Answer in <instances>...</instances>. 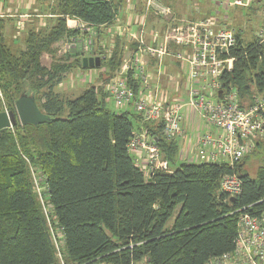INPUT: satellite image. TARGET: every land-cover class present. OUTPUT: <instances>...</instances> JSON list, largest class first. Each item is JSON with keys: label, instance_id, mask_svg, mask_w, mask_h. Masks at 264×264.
<instances>
[{"label": "trees", "instance_id": "trees-1", "mask_svg": "<svg viewBox=\"0 0 264 264\" xmlns=\"http://www.w3.org/2000/svg\"><path fill=\"white\" fill-rule=\"evenodd\" d=\"M120 3L55 0L50 27L30 31L19 52L6 44L0 18V113L15 111L25 93L49 118L0 132V264H61L52 231L63 234L65 264H204L234 249L241 209L263 206L256 203L264 198V140L255 142L261 153L256 177L243 171L245 162L188 163L179 141L162 135L161 122L144 124L131 110L107 108L103 85L75 98L55 92L68 71L89 69L80 54L56 58L53 45L78 34L67 24L81 19L100 34L114 23ZM236 36L234 65L220 81L236 86L241 107L249 108L264 96L263 51L257 39L245 43L240 32ZM120 45L100 67L107 69L102 82L123 61ZM44 54L53 58L49 68L41 64ZM133 74L129 85L138 94L141 83ZM142 131L154 138L172 173L148 175L136 164L129 144ZM226 174L242 181L234 200L220 192Z\"/></svg>", "mask_w": 264, "mask_h": 264}, {"label": "built area", "instance_id": "built-area-1", "mask_svg": "<svg viewBox=\"0 0 264 264\" xmlns=\"http://www.w3.org/2000/svg\"><path fill=\"white\" fill-rule=\"evenodd\" d=\"M103 1L118 3L117 0ZM253 1L234 0L231 4L245 7ZM152 8L163 15L170 13V9L157 4V0H146L145 15ZM20 17L28 18L29 15ZM67 25L77 31L82 38L83 54L92 55L94 53L92 43L96 41V26L83 20H75ZM180 25L168 30L161 46H149L145 42L143 31L136 35L137 47L132 58L139 66L133 74L141 83L138 98L129 85L128 69L112 79L106 86V93L112 98L117 110L124 112L132 108L144 124L161 122L162 135L167 140H182L180 143L182 161L194 164L227 162L233 167L254 151L255 142L264 139V96H258L255 103L244 110L240 107L239 96L235 91H231V88L223 97L216 95L223 86L220 77L224 72L231 70L232 62H235V58L230 57L232 49L237 46V32L234 29H218L211 19L186 24L188 26L186 30L179 28ZM257 40L264 57V29L258 32ZM70 41L78 40L73 38ZM169 44H176L185 50L172 53ZM166 56H173L184 65L189 87L186 102L178 98L170 102L165 101L157 95L158 89L154 93L149 87L145 58L156 57L161 67ZM109 96L107 101L110 100ZM190 114L208 125L206 132L195 138L184 135L186 131L183 122H191ZM213 128L217 129L216 133L212 132ZM129 150L136 164L148 175L157 170L173 172V167L162 158L154 138L146 132L134 134ZM242 189V181L238 175L226 174L220 181V191L226 193L229 198L238 197ZM262 202L264 198L256 204ZM257 212L255 214L246 212L240 216L235 247L232 251L214 256L204 264H264V206ZM52 238L61 264H65L61 255L63 234L52 231Z\"/></svg>", "mask_w": 264, "mask_h": 264}, {"label": "rangeland", "instance_id": "rangeland-1", "mask_svg": "<svg viewBox=\"0 0 264 264\" xmlns=\"http://www.w3.org/2000/svg\"><path fill=\"white\" fill-rule=\"evenodd\" d=\"M54 1L55 0H0V18H4L6 20L7 29L5 27L6 33L4 32V34L6 37V44L10 47L11 50H13L14 52H19L20 50L24 49L26 47L25 38L27 37L30 31L32 30L38 31L40 29H45L50 27V23L56 17L55 15H52L51 12L49 11L50 4L53 5ZM119 1L121 0H117V2ZM233 1L234 0H166L167 4L176 10H178L177 9L178 4L184 5V10H181V12L184 13V15L181 14V18H185L184 23L186 24H191L199 19H203V20L211 19V21L214 22V26L218 29L229 28V29H234L237 33L240 32L245 39V43L254 41L255 39H257L258 32L261 29H264V0H254L253 2L250 3L249 7L234 6L233 4H231L233 3ZM22 15H29V17L21 18L20 16ZM62 16L63 15H60V17ZM103 27H110V25ZM103 27L100 28V32L102 31L101 32L102 35H100L101 33L99 34L97 32L98 27H96V38H95L96 41L92 43L94 53L90 56H86L83 54V42H81L83 40L78 32L76 36V39L78 41L73 42L64 39L59 43L53 45V48L56 49L55 50L56 58H60L61 56L68 57L71 56V54L77 53L80 54V57L83 59L85 57H95V58H99L101 62L99 67H94V68L88 67L89 69L85 71L75 68L73 70L68 71L66 74H64L62 82L55 88V92H58L70 98H75L76 96L80 95L84 90L90 88L93 85L94 86H102V85L104 86L105 84L108 85L112 81V79L116 77V75L120 72L125 73L127 69L128 71L138 69L139 66L136 64V61L131 60L130 49L129 51H127L128 50L127 47H123L122 45H120L122 49L125 51L123 61L119 69L115 72L114 77H112L108 82H102L101 78H105L107 69L105 67L104 68H100V67L102 66V63L106 60L105 58L113 53V50L117 46L116 41L118 40L117 30L115 31V33H113L114 32L113 27L105 28L102 30ZM110 30H112L113 36H110L111 34ZM118 34L121 37L123 35L121 30L118 31ZM105 37H106V42L104 46L99 40ZM70 61L72 60L70 59ZM52 62H53V58L51 57V55L49 54L43 55L41 59V64L43 66L49 68L52 65ZM161 68L162 66L156 70V73L159 75L162 74ZM145 70H146L145 71L146 74H148L150 78L151 76L150 73L148 72V68H145ZM161 76H158L159 81L163 86H165L164 88L167 90L166 93L169 96H171L173 93H175V91H173L171 85L169 86V89L171 91H169L167 89V85L171 81L173 84L174 80L173 79L171 80L167 75L163 77ZM178 80H180V78ZM222 85L223 86L221 90H219V92L216 94L217 96L223 97L226 91L230 88L231 91H235L239 96V89L236 86L231 85L230 87H226L223 83ZM184 86L185 84L183 81L179 86L181 89L183 88L182 92L181 93L176 92L178 94L176 97L186 102L187 92L189 87L188 85L185 87ZM176 93L174 94V96L176 95ZM109 98L110 100L109 102H107V108L116 112H123L117 110L116 107L114 106L112 98L110 96ZM213 99L216 101L218 100L217 98H213ZM239 103L241 107L240 96H239ZM241 108L247 110V108H243V107ZM193 118L196 121L203 122V124H205L204 121H201L196 117H192V114H190L189 120L191 122H194ZM206 129H207V125L201 130L199 134L205 133ZM9 130L14 131V128H10ZM179 141L180 142L178 143L182 142V140ZM257 152L254 151L252 155H250L247 158H244L243 162H245V164L242 162L243 171L247 172L251 177H256L257 171L260 166L261 159L259 158L260 157L259 154L261 153H257ZM207 163H220V162H207ZM226 199H229V197L226 196ZM41 200L45 202V200L42 197ZM245 210L246 209L240 210L242 211L240 216L248 212ZM257 211L258 210H254L253 212H249V213L255 214L258 213ZM239 219H238V228H239ZM60 233L61 232H57V234ZM139 264H147V263L143 261Z\"/></svg>", "mask_w": 264, "mask_h": 264}, {"label": "crops", "instance_id": "crops-1", "mask_svg": "<svg viewBox=\"0 0 264 264\" xmlns=\"http://www.w3.org/2000/svg\"><path fill=\"white\" fill-rule=\"evenodd\" d=\"M157 4L169 8L170 13L163 15L160 12H158L157 9L152 8L149 11V13L145 15L146 0H121V3L119 4L120 12L117 14L114 23L111 24L110 27H103L102 30L105 28H112V27L114 30L113 33H115V31L117 30L118 40L116 41V43L118 44V41H120L123 47H127L128 49L127 51H129L130 49L131 57L135 56V50L137 47V42L135 41V38L136 35L140 34V31H143L145 40L148 45L161 46L163 45V37L168 32V30L180 24L181 25L179 26V28L182 29H186L188 28V26L186 25V23H184L185 18H181V14L184 15V13L181 12V10H184V5L178 4L177 5L178 10H176L171 6H169L166 0H157ZM199 20H203V19H199ZM120 30L123 34L122 37L119 36L118 34V31ZM110 31H111L110 36H113L112 30ZM100 35H102V33ZM156 35H158V37ZM99 41L105 46L106 37ZM173 46H175L178 49L173 50L172 49ZM133 47L134 49H131ZM168 47L172 53H178L185 50V48H182L176 44H169ZM145 59H146L145 60L146 68H148V72L150 73L151 76L149 78V87L151 88V90H153V92L156 93V89H158L157 95H159L160 98L168 102L177 98L176 97L178 95L177 93H181L183 89L179 87L180 84L184 81L185 86L188 85L187 74L182 62L173 56H166L164 59V64L161 68V73H162L161 76L156 73V70L159 68V64L156 58L147 57ZM165 75H167L171 80L172 79L174 80L173 84L172 81L168 83L167 89L171 91L169 89V86L171 85L173 91H175V93L177 92L175 96H174L175 93L169 96L166 93L167 90L164 88L165 86H163L159 81L158 76L163 77ZM178 77L180 78V80H178L179 79ZM144 93L147 95L146 92ZM107 102H109V100ZM204 123L206 124V122ZM205 124H203V122H198L195 119L194 122H183V128L186 131L184 134L185 137L195 138L201 132V130L207 125ZM212 131L216 133L217 129L213 128ZM185 137L183 138V140L185 139ZM141 156L144 158L143 155Z\"/></svg>", "mask_w": 264, "mask_h": 264}, {"label": "water", "instance_id": "water-1", "mask_svg": "<svg viewBox=\"0 0 264 264\" xmlns=\"http://www.w3.org/2000/svg\"><path fill=\"white\" fill-rule=\"evenodd\" d=\"M100 64L99 58L85 57L83 59L84 68L99 67ZM48 120V116L41 111L35 96L23 93L16 101L15 111H4L0 113V132L14 127L18 122L23 126H38Z\"/></svg>", "mask_w": 264, "mask_h": 264}, {"label": "bare ground", "instance_id": "bare-ground-1", "mask_svg": "<svg viewBox=\"0 0 264 264\" xmlns=\"http://www.w3.org/2000/svg\"><path fill=\"white\" fill-rule=\"evenodd\" d=\"M250 5V4H249ZM249 5L248 6H245V7H249ZM119 11H120V7H119ZM79 20H81V19H79ZM187 29V28H186ZM186 29H183V30H186ZM67 41H68V39H67ZM70 41V40H69ZM145 42H146V40H145ZM149 46H152V45H149ZM154 47H156V46H154ZM230 57H231V54H230ZM154 58H156V57H154ZM232 58H234V57H232ZM131 60H133V58L131 57ZM232 65H234V63L232 62ZM106 86H107V84H105L104 85V93L107 95V93H106ZM136 94V93H135ZM139 94H140V92L138 93V94H136V97L138 98L139 97ZM107 97H108V95H107ZM143 132H146V131H142V132H134V134L135 133H138V134H140V133H143ZM147 133V132H146ZM149 135V134H148ZM152 137V136H151ZM153 138V137H152ZM264 140V139H263ZM262 141V140H261ZM244 160V159H243ZM243 160H240L238 163H237V165H239V164H241L242 162H243ZM234 166H236V164L234 165ZM233 166V167H234ZM232 175H237V174H232ZM226 194V193H225ZM227 195V194H226ZM228 196V195H227ZM239 196V195H238ZM233 200L234 199H236L237 198V196H230ZM263 203V206H264V202H262Z\"/></svg>", "mask_w": 264, "mask_h": 264}]
</instances>
